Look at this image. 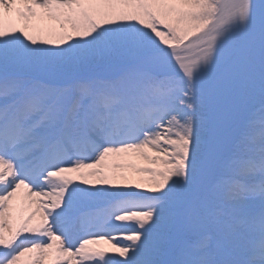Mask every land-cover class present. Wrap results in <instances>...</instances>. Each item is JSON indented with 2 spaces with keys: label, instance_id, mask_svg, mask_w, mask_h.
Segmentation results:
<instances>
[{
  "label": "snow or ice",
  "instance_id": "obj_1",
  "mask_svg": "<svg viewBox=\"0 0 264 264\" xmlns=\"http://www.w3.org/2000/svg\"><path fill=\"white\" fill-rule=\"evenodd\" d=\"M0 264H264V0H0Z\"/></svg>",
  "mask_w": 264,
  "mask_h": 264
},
{
  "label": "rangeland",
  "instance_id": "obj_2",
  "mask_svg": "<svg viewBox=\"0 0 264 264\" xmlns=\"http://www.w3.org/2000/svg\"><path fill=\"white\" fill-rule=\"evenodd\" d=\"M116 162L118 163H123V164H132L135 166H145V162L137 157H130L124 160H117ZM127 174L132 177L133 179H139V175L134 173L131 169L127 170ZM17 201H13V203L15 204ZM18 203V202H17ZM80 234H77L76 236H74V243H76L79 240ZM78 246V243H77Z\"/></svg>",
  "mask_w": 264,
  "mask_h": 264
},
{
  "label": "bare ground",
  "instance_id": "obj_3",
  "mask_svg": "<svg viewBox=\"0 0 264 264\" xmlns=\"http://www.w3.org/2000/svg\"><path fill=\"white\" fill-rule=\"evenodd\" d=\"M14 201L18 202V203L16 202L15 205H20L21 204L20 197L15 198ZM25 214H26V211H25Z\"/></svg>",
  "mask_w": 264,
  "mask_h": 264
}]
</instances>
